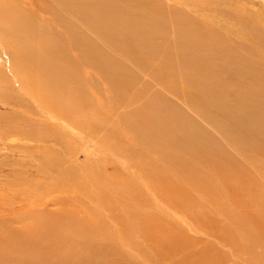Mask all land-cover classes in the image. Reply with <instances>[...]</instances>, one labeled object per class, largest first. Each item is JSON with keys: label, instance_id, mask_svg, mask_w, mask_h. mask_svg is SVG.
<instances>
[{"label": "bare ground", "instance_id": "6f19581e", "mask_svg": "<svg viewBox=\"0 0 264 264\" xmlns=\"http://www.w3.org/2000/svg\"><path fill=\"white\" fill-rule=\"evenodd\" d=\"M228 13L223 15L242 27L193 23L185 14L188 18L166 10L161 0H0V102L12 110L0 134L16 155L8 161L10 178L0 188L10 190L0 192V264H106L98 239L117 236L123 224L132 228L130 235L140 234V227L144 235L164 233L167 228L159 227L164 219L156 223L157 213H151L142 191L181 207L186 195L184 216L195 204L178 187L170 188L172 194L162 192V185L172 183L159 161L204 195L205 206L220 216L214 231L205 234L215 241L204 242L214 251V264H253L233 249L231 226L239 221L232 208L239 187L249 190L252 205L264 203V189L252 169L225 152L221 140L264 177V18ZM166 22L174 27L172 39ZM90 71L110 89L111 101L104 95L107 114L100 111L103 94L96 97L97 106L89 96L94 87L89 78L88 88ZM139 74L148 77L142 90ZM181 78L193 89L186 98L214 111L207 122L221 140L210 142L173 106L172 96L183 95L177 87ZM148 82L158 88L151 90ZM77 146L83 152L79 162L73 157L78 151L72 154ZM99 151L127 161L140 172L144 187L125 181L129 196L103 200L111 195H101L97 187L109 184V177H97L100 164L91 160ZM92 203L104 214L90 208ZM254 215L264 218V211ZM110 220L118 234L106 225ZM251 243V253L260 247L264 255V234L253 236ZM129 255L120 263L104 260L163 264L158 258L165 257Z\"/></svg>", "mask_w": 264, "mask_h": 264}, {"label": "rangeland", "instance_id": "374dc122", "mask_svg": "<svg viewBox=\"0 0 264 264\" xmlns=\"http://www.w3.org/2000/svg\"><path fill=\"white\" fill-rule=\"evenodd\" d=\"M161 1H162V4L164 5V8L168 11L174 10L176 14L181 13L180 15L184 17L188 16L189 18L188 17L186 18L190 19L193 23H200V24L206 23L205 25H209V26L212 25L214 26V28L217 26L218 29L226 28V29L231 30L233 27H239V28L242 27L240 23L239 24L236 23L237 21L233 19L231 20V18L227 15L226 16L223 15L225 13L229 14L228 13L229 11L236 12L235 13L236 16H238L239 14L242 15V13L244 15L246 14L245 16H247L248 14H252V13L254 14L259 13V15H261V17L264 18V0H189L190 2L188 0H182V1L181 0H164V1L161 0ZM175 1H178V2H175ZM177 10L179 11V13L177 12ZM166 26L168 29V38L170 39L174 38L175 34H173L174 33L173 25L170 22H166ZM87 33H89V31H87ZM90 35L92 36L93 34L90 33ZM229 36L232 39L238 38L234 33L233 34L229 33ZM241 36H243V34H241ZM242 42L245 43L246 41L243 40ZM2 58H3V55L0 54V59L2 60ZM90 76H93V77H90ZM90 76H88V83H89L88 88L92 84L94 85V87L93 86H92L93 88L90 87L91 88L90 91L94 88L96 90L95 89L92 90V93H93L92 94L88 89L89 91L88 93L90 94L89 96L93 97L91 98V100L93 101L95 105L98 103L96 99L99 97H100L99 100L104 101L103 102L104 105L102 108H100L101 109L100 111L105 110L103 111V113L105 114L107 111L106 105L109 104L108 102L111 96L110 89L109 87L106 86L107 84H105L106 88L105 87L103 88V84L105 81L103 82V79L98 80L95 72L90 71ZM89 78L91 80V84H90ZM140 78H141V82H140ZM147 79H148L147 76L145 75L143 76L139 74L138 80L140 83V87L139 86L138 87L141 88L142 87L141 83L143 81H146ZM92 80H94V82ZM180 81H179L181 83L179 84L180 86H177L178 90L181 89L180 92L181 93L183 92L182 94L184 95V98H186L188 94L190 95L192 94L193 89L187 86L186 79L181 78ZM153 83L150 84V82H148V85L152 86L151 87L152 89L151 88L150 89L151 90L154 89L155 91V88L153 87L157 86V84L155 83L153 84ZM183 84L185 86H183ZM99 88H101V90ZM157 88L158 86L156 87V89ZM104 89L105 91L106 90L107 91L105 92ZM98 95H102V96L98 97ZM104 95H106V100H108V102L105 100ZM183 95L181 97H183ZM181 97L175 99L174 96H172V98L170 96L171 101H173V106L176 107L178 110L182 111L183 114L186 115L185 118L189 119L190 121H194L195 124H197V126L201 128V130L203 131V134L206 135L208 139H210V142L211 141L215 142V140L217 139L221 140L222 138L219 132L215 129V127H213L207 122L209 121L208 117L210 116L212 117L214 114V111L212 110V108H209V107L205 108L203 106L192 103V101H190L188 98H186V100H183ZM186 103L188 105H186ZM11 111H12L11 108H9L6 104H2L0 102V127L1 125H4L5 123L11 120V115H12V113H10ZM202 116L203 118H205V120L202 119ZM73 131H76V130L73 129ZM122 142L125 143L124 138L122 139ZM221 144L225 152L229 156L231 155L230 157L233 156L236 160L245 164V167H247V171L248 169L249 171L250 169H252L251 172H252V175L256 179V182H257L256 184H258V186L261 189L262 188L264 189V177L262 176V174H260L256 170H253V168H251V166L248 165V163L246 162L247 157H244V155H242L236 149H234L226 140L222 139ZM80 147L77 146L79 150H80ZM7 148H8V141L6 138L4 139L3 135L0 134V188L2 187L5 188V186L2 185V182L10 178V173H9L10 165L8 161L10 160L11 157L16 156L11 153V150L9 148L8 149ZM133 149L144 151V149H142V147L139 145H133ZM79 150H73L72 152L73 154L74 152L78 151V154L76 153L74 154L75 156H73L75 157L74 160L77 162L83 159V152L82 150H80L81 152L79 153ZM91 150H94V148L92 147ZM100 156H102V158ZM104 156L108 158L109 161H112L113 163L116 162L115 163V165L117 164L116 167L113 168L111 163L106 164L104 162V158H103ZM91 160L95 161L96 164L97 163L100 164V169L98 166L96 167V171H95V174L97 175V177H100V176L102 178H105V176L109 177V178H106L109 184L102 183L100 184V186L97 187V192L98 193L101 192V195H111L110 198L107 196L109 199L103 198V200H106V201L113 200L115 198V195L129 196V190L131 186H127L125 181H134L141 187H144L143 185L144 182L143 180H141L140 172L136 170L135 168L131 167L130 164L128 165L127 161L123 160L122 158L110 155L109 151H101V152L99 151L98 159L97 160L91 159ZM160 162L161 161L157 163L161 165V168H163L165 172V176L168 179L170 178L169 181L172 183L170 184V186L168 183H167L168 186L162 185V188H161L162 192H165L166 194L167 193L172 194L170 188L172 187L173 189V188L178 187L179 189L186 191L188 195H190L192 203L195 204V208L187 210L184 216L183 211L185 208L183 210L182 208L185 207V200L187 199L186 195L183 196V194H180V196H183L181 198H184L185 200L184 199L182 200L183 201L182 207L179 206L178 203H177V206L179 207H177L165 199H164L165 202L164 201L162 202V200H159V201L156 200L154 198L153 193L149 189L146 188L147 190H144L141 193L148 195L147 200L148 202H150L149 206L151 209V213H157L158 218L156 220V223L157 222L160 223L161 220L164 219V222H161L159 227L164 226V228L166 227L167 230H164L163 231L164 233L161 232L157 234L144 235L141 232V227H140L139 228L140 234L130 235L132 228H130L128 224L125 223L123 224L124 226H121V233L118 234L116 223L114 225V223H112L113 221L110 220L111 222L107 223L106 225L109 228L115 229L112 231L114 233H117L118 235L117 236H105V237H101L98 239L99 245H96V247L98 248L99 252L104 255V256H100L102 258L101 262L107 264L108 262L104 260L107 258L111 262L120 263L124 261L123 259L128 254H130L129 255L130 258H134V257H143V255L145 254L152 255L154 253H161L165 255V257L158 258V259H161L163 264H214V261L216 258L214 255V251L212 253V250L209 249L208 246H206L204 242L209 241L215 244L214 239L211 236L205 235V234L210 233L211 230L214 231V229L217 226L218 221L220 220V216L217 213L211 211L210 208L208 209L209 206H207V204L205 206L206 198H204L205 197L204 195L196 191V189H194L193 186L189 187V184L186 183L185 180H183L181 176L178 175L177 177L175 173H171L170 170H173V169L170 168L169 170V168L166 166L167 163H164L165 165H163ZM178 178L180 180H178ZM106 186L110 187L109 191L105 190ZM186 186H188L189 188ZM133 187H135V184L133 185ZM167 187L169 188L170 191L168 190ZM1 191H3L2 192L3 195L5 192H10V190L0 189V192ZM262 191L264 192V190ZM252 192L254 193V191ZM199 194H201V196H198ZM235 195L237 196V198L235 199L236 206L233 205L232 209L234 212H236V214L238 213V216H237L238 220L236 218H234V220L239 221V223L236 224L234 227L233 225L231 226V229H232L231 239L233 241V249L235 250L236 253H238L239 257L241 258L243 257V259H247L249 262L253 260L252 261L253 264H264L263 262L264 255H262V253L260 254L259 252V251H262V249H260V247H256L254 252L252 251L253 253H251V250H250L252 249L251 241H252L253 236L264 234V218H259L257 215L256 216L254 215V212L256 210L261 209L262 211H264V203L263 204L254 203L253 204L254 207H253V205L251 204L252 199L250 198V192L249 190L246 189V187H242V188L239 187ZM245 199H247L246 205L248 206L246 210L241 208L245 206ZM0 201H2L1 198H0ZM167 203L168 204L170 203V204L167 205ZM92 204H90L89 206L90 208L93 207L95 211L103 212L104 214V210L97 208L99 205H95V204L92 205ZM196 204L198 207H196ZM228 205L230 206V203H228ZM141 208H139L141 212L145 210L143 206H141ZM173 208H175V211ZM113 211L120 212L119 210H116V209ZM199 212H200V215L198 217L196 213H199ZM165 213L166 214L168 213V214L166 215ZM262 216L264 217V215ZM198 220H199V223H198L199 230L197 228L195 229V226ZM75 225L77 226V224ZM203 231H204V234H203ZM160 238L163 239V243ZM89 242L90 244L93 243L91 240H89ZM94 246L95 245L92 244L90 246L91 249H93ZM154 249H157L156 252ZM140 262L142 263L143 261L140 260Z\"/></svg>", "mask_w": 264, "mask_h": 264}]
</instances>
